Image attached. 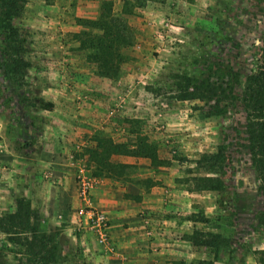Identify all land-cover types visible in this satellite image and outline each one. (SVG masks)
Instances as JSON below:
<instances>
[{
    "label": "rangeland",
    "instance_id": "rangeland-1",
    "mask_svg": "<svg viewBox=\"0 0 264 264\" xmlns=\"http://www.w3.org/2000/svg\"><path fill=\"white\" fill-rule=\"evenodd\" d=\"M102 2L126 26L132 42L119 50L124 59L116 79L96 75L95 66L78 49L76 33L58 38L54 48L46 47L38 23L23 12L14 23L27 36L31 68L19 86L5 71L0 34V202H4L0 215L13 212L17 198L28 199L43 229L58 235L62 258L56 264L120 260L112 240V220L100 205L95 204L108 218L110 246L98 244L82 225L78 178L83 173L95 180L92 192L105 185L108 199L114 201L110 205L118 203L128 213L118 228L130 229L133 219L142 221L145 212L139 204L151 190L155 210L165 209L164 197L192 194L189 197L197 202L184 204L194 208L191 217L201 225L190 229L183 240L198 244L209 241V235H222L228 241L220 249L225 262L243 264L249 252L257 260L255 253L264 249V198L241 196L247 186L257 192L259 183L250 161L240 97L245 78L259 66L264 0H96L83 7L96 8L98 16ZM96 18H77L75 23L81 32L84 28L77 20ZM160 31L166 38L158 35ZM64 40L78 45L72 49L77 57L73 63L65 59ZM72 68L76 72L66 73ZM183 76L220 86L218 100L224 115L212 116L213 101L180 100L177 84L183 83ZM230 95L234 98L225 99ZM44 103H51L52 109H43ZM140 138L155 147L161 165L127 154ZM104 141L126 152L112 154L108 162L114 169L97 176L90 149L100 150ZM218 146L224 147L227 163L220 178L228 190L222 194L201 189L206 172L197 164L201 155L215 153ZM52 149L61 152L50 153ZM57 156V165L67 170L64 184L71 193L63 203L68 213L74 210L72 216L64 217L53 190L58 178L52 165ZM224 197L223 211L218 201ZM189 208H184V218H190ZM216 222L223 227L210 228ZM142 237L146 248L155 234L143 226ZM4 244L0 233V246ZM205 256L212 261L210 250Z\"/></svg>",
    "mask_w": 264,
    "mask_h": 264
},
{
    "label": "trees",
    "instance_id": "trees-1",
    "mask_svg": "<svg viewBox=\"0 0 264 264\" xmlns=\"http://www.w3.org/2000/svg\"><path fill=\"white\" fill-rule=\"evenodd\" d=\"M27 0H0V34L2 36V56L5 71L19 86L31 68L27 59L28 39L24 31L15 25L24 12ZM84 30L75 34L80 51H83L86 60L95 66L96 75L108 79H116L123 55L120 48L132 44L126 26L111 13L107 2H102L99 15L95 20H77ZM223 27L222 23H218ZM183 83H178V98L180 100H197L200 102H214L212 116H222L225 113L220 107L218 92L220 86L209 80H198L191 77H180ZM225 97V99L234 98ZM42 101H39V104ZM240 102L245 112L246 135L249 143V154L252 168L258 180V192L264 198V44L259 57V66L256 73L245 78ZM39 107V106H37ZM51 103H44L42 108L51 110ZM100 150L90 149V154L97 164L95 175L109 174L115 165L108 162L112 154L126 152L113 143L102 142ZM134 157L145 158L152 165H161L155 147L145 138L138 139L137 147L130 153ZM198 167L206 172L201 178V189L222 194L228 190L220 178L227 163L224 147L218 146L213 154L201 155L197 162ZM104 168V170H103ZM224 197L218 201L224 211ZM264 227V212H263ZM0 233L5 236V244L0 246V264H56L62 258V247L58 235L43 229L41 219L31 203L24 197L15 200L13 212L0 215ZM196 234V233H194ZM210 240L199 241L198 244L209 249L213 254L212 261L204 259L196 264H214L218 260L221 247L227 245L222 235H209ZM191 241V240H190ZM193 244H196L193 241ZM257 262L264 264V249L258 251ZM10 257V259H9Z\"/></svg>",
    "mask_w": 264,
    "mask_h": 264
},
{
    "label": "crops",
    "instance_id": "crops-1",
    "mask_svg": "<svg viewBox=\"0 0 264 264\" xmlns=\"http://www.w3.org/2000/svg\"><path fill=\"white\" fill-rule=\"evenodd\" d=\"M72 1L73 0L27 1L24 12L32 22L38 23L36 28L40 30L39 35H41V40L46 44V47L49 46L54 48L55 45L59 44L57 41L58 38L62 40L66 37L68 39L67 36L69 33H79V26L75 23L77 18H96L98 14L96 8L95 11H92L89 9L90 7H83L84 4H88V1L96 4V0H78V2L74 0V3L71 5L69 2ZM54 42H56L55 45ZM62 46L64 48V54L66 55V61L73 63V59L77 57L76 53L72 52V49H76L78 45L74 47L73 42L64 40ZM50 54L51 53H48L47 55L50 56ZM51 56L53 55L51 54ZM74 72H76V70L72 68L71 71H67L66 73L73 74ZM73 83L74 82L71 84ZM49 152L57 154L60 153L61 150L52 149ZM53 160L52 166L56 171L55 176L58 178L55 186H53V190L56 191L55 196L59 200L58 207L65 211L64 217L72 216V213L74 215V210L71 208L72 213H68V208L63 203L64 197L66 195L69 196L71 193L67 191V185L64 184L66 176L63 174H66L67 170H62L60 166L57 165L58 156ZM104 186H100L92 192V200L94 204L100 205L101 209L106 211L112 220L111 235L114 246H116V249L120 252L118 255L120 260L106 261L103 264H196L197 260H202L206 257L205 255H207L209 249L207 250L197 243L193 244L190 240H183L184 234H189L190 229L197 230L199 228L198 226L201 225L198 220H196V217H191L192 212H195L194 208L184 204L186 201H193V203L197 202L198 199H191V197H189L193 196L192 194H189V196L185 194L175 196L172 194L168 196V199L164 197L163 203H168L164 207L165 209L155 210L153 209V205L156 203V200L153 198L155 195L151 190L149 194L142 198L139 204L140 209L145 212L142 221L137 218V220L133 219L130 229L124 230V228H118L119 220L126 217L128 213L124 211L118 203H116L117 205L115 207L114 205H110L113 204L114 201L108 199L109 194ZM242 190L241 196L243 198H255L260 195L258 191H252L250 186L244 187ZM194 196L198 197L197 194H194ZM38 198L40 202V196ZM0 204L4 205V202L2 201ZM184 208L190 209L189 219L184 218V216H186L185 214H187L184 213ZM219 225L223 227V225L216 222V224H211L210 228H216ZM143 226L150 228L155 234L154 240H152L149 245H146V248L143 247L144 243H142ZM250 230L253 231L251 228ZM153 248L155 249L153 250ZM214 264L228 263L223 260V254L220 253L218 260H216ZM243 264H258V262L255 257L252 256L251 252H249L245 256Z\"/></svg>",
    "mask_w": 264,
    "mask_h": 264
},
{
    "label": "built area",
    "instance_id": "built-area-1",
    "mask_svg": "<svg viewBox=\"0 0 264 264\" xmlns=\"http://www.w3.org/2000/svg\"><path fill=\"white\" fill-rule=\"evenodd\" d=\"M161 38H166L163 31L158 32ZM167 42V39H165ZM95 180L84 177L83 173L78 178V197L82 207L78 213L82 220V225L89 229L96 237L98 244L105 248L110 246L109 221L107 216L101 212L92 200V190Z\"/></svg>",
    "mask_w": 264,
    "mask_h": 264
}]
</instances>
